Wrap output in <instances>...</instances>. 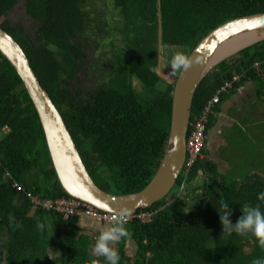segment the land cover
Instances as JSON below:
<instances>
[{
    "label": "trees",
    "instance_id": "1",
    "mask_svg": "<svg viewBox=\"0 0 264 264\" xmlns=\"http://www.w3.org/2000/svg\"><path fill=\"white\" fill-rule=\"evenodd\" d=\"M20 1L0 0V26L26 51L96 183L115 194L144 189L165 152L175 83L158 73L162 48H180L188 58L219 25L264 12V0H108L107 9L93 8L91 0H25L28 14L38 24L35 42L23 27L13 26L5 18ZM85 37L115 45L114 63L105 68V78L90 91L84 88V81L76 80L88 65ZM116 39L122 43L116 45ZM263 60L261 42L222 63L200 85L192 120L228 81L233 87L229 93L222 91L220 101L212 104L207 134L216 126L223 102L242 85L257 84L262 99ZM236 76L240 77L237 81ZM134 79L142 90L135 87ZM1 132L0 264H105L103 257L91 253L90 240L78 228L77 218L65 220L61 214L33 207L28 192L50 199L70 196L57 177L38 112L23 80L0 51ZM216 142L219 160L208 157L207 140L206 158L194 164L186 179L185 184H191L203 174L202 186L182 187V172L175 200L165 198L139 209L156 211L153 221L124 224L130 236L119 241V264H252L264 259V248L255 237L222 236L217 212L220 200L231 204L234 224L245 207L259 205L264 211V201L257 199L264 192V166L256 168V174L241 172L230 177L236 168L224 150L227 144ZM236 144L239 150L241 145ZM16 182L25 190L20 191ZM197 194L200 198H191ZM129 244H134V251H128Z\"/></svg>",
    "mask_w": 264,
    "mask_h": 264
},
{
    "label": "water",
    "instance_id": "2",
    "mask_svg": "<svg viewBox=\"0 0 264 264\" xmlns=\"http://www.w3.org/2000/svg\"><path fill=\"white\" fill-rule=\"evenodd\" d=\"M261 42H264V12L231 19L200 41L188 56L190 67L179 71L175 78L170 132L158 171L144 189L115 194L96 183L65 118L42 85L26 51L13 35L0 26V51L15 67L34 103L64 191L101 210L118 213L119 210H127L129 215L162 201L176 187L187 158L194 99L202 82L222 63ZM3 135L1 132L0 137ZM200 179L205 180L203 174L188 188L199 187L197 182Z\"/></svg>",
    "mask_w": 264,
    "mask_h": 264
},
{
    "label": "rangeland",
    "instance_id": "3",
    "mask_svg": "<svg viewBox=\"0 0 264 264\" xmlns=\"http://www.w3.org/2000/svg\"><path fill=\"white\" fill-rule=\"evenodd\" d=\"M91 2L95 5V7L93 8L104 7L105 9H107L108 0H91ZM110 14L113 15V11H111ZM5 18L9 22H11L13 26L18 25L20 27H23L24 30L31 36V40L38 42V24L36 20L28 14L25 0H21L20 3ZM82 41L85 44V51L88 56V65L84 67L85 69H82L80 77H78V79L76 80L84 81V88L87 89V91H90L94 90L97 87L100 79L105 75V68L114 63L112 51L115 48V45L113 44V42L112 44L107 42V44H105V41L102 38L94 39L92 37H85ZM121 43L122 41L120 39L115 40L116 45H120ZM161 51L162 52L159 59L158 73L169 83H175V78L177 77L179 71H177L172 66L171 60L174 55L181 54L182 50L180 48H168L166 50H163L162 48ZM97 64L99 65V67H96ZM134 84L136 88L142 90L141 84L138 79H134ZM263 98L261 100L262 104H260L259 107H248L245 109L242 115L247 119V122H245L246 125H255L261 127L264 131V111L260 110L262 108V105L264 104ZM192 122L193 120L191 121V124ZM228 133L231 134H227L226 131H223L221 139L219 138V140H224L223 143L227 144V147H224V150H226V153L230 157H232L230 164L234 163L236 168H234L235 172H232L230 174V177H233L234 174L236 175L241 172L247 173V175L250 173H258V170L256 168L261 170L264 166V144L262 143V145L253 146L251 139L255 141L256 138L253 137L251 132L246 133V131L243 132L241 129H238L237 134H246L236 138L233 137V129H229ZM260 139L264 138L261 137ZM236 143L241 145L239 147V150ZM243 148L246 149V151L244 152L245 154L243 152H240V149ZM254 152H256V155H252V153ZM209 154H211L210 151L207 155ZM240 156L243 157V160L241 162H239L238 159V157ZM254 156H256V158H254ZM219 157H221V155L219 156V154L216 152H214L213 157L211 156V158L214 160H219ZM248 159L251 160L248 161ZM225 166L229 167L228 161L225 163ZM234 169L232 170L234 171ZM185 186L189 187V184H185ZM176 193L177 189L175 187L170 195L166 197V200H175L177 198Z\"/></svg>",
    "mask_w": 264,
    "mask_h": 264
},
{
    "label": "built area",
    "instance_id": "4",
    "mask_svg": "<svg viewBox=\"0 0 264 264\" xmlns=\"http://www.w3.org/2000/svg\"><path fill=\"white\" fill-rule=\"evenodd\" d=\"M264 64V60L262 61ZM261 63H257V66H261ZM240 77L236 76L235 81L239 80ZM233 87V82H226L222 89H219L217 93L212 98V101L205 108L204 111L197 114L194 117L191 124V130L187 139V158L183 168L184 180L183 184L186 183L189 173L192 171V167L199 159H205L206 154L204 149L207 144V122L212 114V104L220 101V94L222 91L229 92ZM20 191H24V187L19 185L17 182L15 184ZM28 196L31 198L33 207H41L42 209L61 214L65 220L71 219H91L92 221L104 224L112 225V222L119 217L118 212L104 211L94 205L75 197H63L58 199L43 198L40 195L28 192ZM156 215V211H137L134 215H128L126 218V223L128 224L134 220H139L142 222L153 221Z\"/></svg>",
    "mask_w": 264,
    "mask_h": 264
},
{
    "label": "clouds",
    "instance_id": "5",
    "mask_svg": "<svg viewBox=\"0 0 264 264\" xmlns=\"http://www.w3.org/2000/svg\"><path fill=\"white\" fill-rule=\"evenodd\" d=\"M171 64L177 71H181L189 68L191 61L183 54H176L172 57ZM182 187H185V185ZM191 198L194 199L193 196ZM257 199L264 201V192L259 193ZM230 205L224 200L219 201V211L217 210V212L223 226L222 236H230L233 233L239 236L251 235L258 241V246L264 248V211L261 210V207L259 205L245 207L241 211L242 215L233 224L230 220L233 214ZM128 215L127 210H119V217L112 222V225H106L108 228L101 230L100 234L96 236V242L92 245L91 252L96 257H103L105 264H119V253L112 245L121 238L130 236V233L124 227ZM38 227L43 230L44 226L39 224ZM252 264H264V259H255Z\"/></svg>",
    "mask_w": 264,
    "mask_h": 264
},
{
    "label": "crops",
    "instance_id": "6",
    "mask_svg": "<svg viewBox=\"0 0 264 264\" xmlns=\"http://www.w3.org/2000/svg\"><path fill=\"white\" fill-rule=\"evenodd\" d=\"M256 87L257 84L255 83L242 85L240 88L237 89L238 91L232 97L228 98L225 102H223V104L221 105V110L217 115L218 121L216 123V126L213 128L212 131H210L209 139L213 142L211 143L209 148V151L212 154H209L208 157H213L217 145L216 141L221 137L223 131H226L227 134H231L228 133L229 129H233L232 134L234 138L240 137L248 132H251L253 137L256 138L255 141L251 139L253 146L262 145V143L264 144V139H260L261 137L264 138L263 129L255 125H246L245 122H247V119L242 115L246 108H252V106L253 108H255L259 107V105L262 104V99L259 98L258 93L256 94ZM260 110L264 111V104L262 105V108ZM238 129H241L243 132L246 131V133L237 134ZM252 155H256V152L252 153ZM77 225L81 233L86 235L90 240V250L92 248V245L96 242V236L100 234L101 230L106 229V227L102 228L99 223H96L91 219H77ZM51 236L52 239L55 241V237L53 236V234H51ZM113 246L114 244L112 245V247ZM131 249H133L134 251V244L132 245V247H129L128 251H130ZM52 251L53 249H51V256L53 257Z\"/></svg>",
    "mask_w": 264,
    "mask_h": 264
},
{
    "label": "flooded vegetation",
    "instance_id": "7",
    "mask_svg": "<svg viewBox=\"0 0 264 264\" xmlns=\"http://www.w3.org/2000/svg\"><path fill=\"white\" fill-rule=\"evenodd\" d=\"M208 141H209V143L211 142L210 141V139H208ZM210 145H211V143L210 144H208V147L210 148ZM214 152H216V151H214ZM218 154H219V151L217 152ZM203 183H204V181L202 180V179H200L198 182H197V184H199V186H202L203 185ZM197 188V187H196ZM193 198H194V200H196V199H198V198H200V195H193ZM106 228H108V226H105ZM104 227V228H105ZM118 244H119V242H116L115 244H114V246H113V248L116 250L117 249V247H118ZM132 245L133 244H129V246L127 247L128 249H129V247L131 246L132 247Z\"/></svg>",
    "mask_w": 264,
    "mask_h": 264
}]
</instances>
